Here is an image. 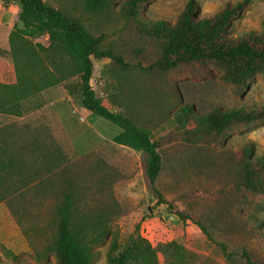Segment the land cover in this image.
<instances>
[{"label": "trees", "instance_id": "16d2710c", "mask_svg": "<svg viewBox=\"0 0 264 264\" xmlns=\"http://www.w3.org/2000/svg\"><path fill=\"white\" fill-rule=\"evenodd\" d=\"M113 1L82 0L83 10L93 16L119 15L127 33L123 39L95 35L83 22L43 0H18V20L8 37L11 50H20L19 41L47 36L48 46L36 47L57 73L54 83L79 79L81 107L121 129L113 143L139 153L148 198L198 229L199 243L209 253L202 256L205 262L220 264L213 260L214 252L223 264H264V219L244 212L249 206L264 207V155L254 156L250 143L214 147L232 127L264 121V105L197 113L181 104L178 111L195 128L170 131L155 140L147 124L135 118L146 110L159 121L169 118L170 108L179 105L169 81L175 74L198 78L209 74L212 66L238 94L256 75L264 77V24L260 31L231 32L230 20L249 0L204 17L197 16L192 0L174 23L143 16L142 9L155 0H123L118 10ZM92 59L108 61L104 74L119 83V93L121 81L134 79L136 89L129 87L127 96L135 95L141 102L137 112L124 105L123 113H115L102 104L91 87ZM139 82L147 84L145 98L138 94ZM13 89L0 83L5 101H0V109ZM160 93L163 107L153 104ZM115 173L95 153L67 156L39 127L14 125L0 133V204L20 228L36 261L51 256L55 264H93L94 247L110 237L108 264H159L158 254L164 264H195L201 255L176 242L152 246L140 234L142 221L135 226L136 239L118 252V232L110 234L109 224L128 212L119 209L112 218L106 210L111 205L105 203V197H111L107 187ZM190 173L196 179L187 184Z\"/></svg>", "mask_w": 264, "mask_h": 264}, {"label": "rangeland", "instance_id": "374dc122", "mask_svg": "<svg viewBox=\"0 0 264 264\" xmlns=\"http://www.w3.org/2000/svg\"><path fill=\"white\" fill-rule=\"evenodd\" d=\"M190 1L192 0H155L142 9V14L149 19H163L174 23ZM240 1L243 0H194L198 17L213 15L227 4ZM43 2L80 20L87 30L95 35L104 33L112 39H123V34H127L119 15H90L83 10L82 0H43ZM122 2L123 0H114V8L118 10ZM19 11L18 0H0V57L4 59L0 64V73L5 77L7 72L13 75L12 84H1L14 87L10 92L8 104L3 107L4 109H0V133L14 125L36 126L44 129L49 138L67 156L77 159L87 153H95L116 171V178L111 180L110 186L107 187L111 197L106 196L105 203H111L110 208L106 210L111 211L112 218L119 209L128 212L119 219H111L109 224L110 234L118 232L119 253L136 239L135 226L142 221L140 234L152 246L158 243L176 242L201 255L195 264H208L202 259V256L209 253L208 249L199 243L198 229L191 223L183 224L176 217H171L165 206L157 207L155 201L148 198L139 169V153L115 145L112 141L121 133V129L81 107V98L77 92L79 79L74 76L63 82L54 83L57 73L49 69L50 64L44 57L45 53L39 52L36 47V44L47 47L49 44L47 36L19 41L20 50L17 53L11 50L8 37L12 27L17 23ZM263 24L264 0H249L242 11L230 20L229 28L232 33L237 34L251 30L260 31ZM92 63L91 87L102 104L115 113H123L124 105L125 107L127 105L131 111L137 112L136 107H139L141 102L138 103L135 95L127 96L129 87L135 88L134 79L121 81L119 88L122 89V93H119V83L104 74L108 61L92 59ZM15 65H18L17 69L20 72V83L17 81ZM220 73L217 68L211 66L209 74L198 78L184 74L172 75L169 81L176 92L179 105L170 108L169 118L163 122L159 121L161 119H158L157 115H150L147 110L145 113L138 111L135 118L147 124L155 140L170 131L182 132L195 128V123L192 120L186 121L178 111L181 104L187 105L197 113L215 107L231 109L243 105H264L262 75H256L238 94L232 85L219 79ZM139 84L142 92L138 94L145 98L147 84L140 82ZM41 87L44 89L38 92ZM68 91L72 92L71 96L68 95ZM162 94L155 97L154 105L160 107L165 105ZM1 97L0 92V101ZM111 102H115L120 108L114 107ZM153 104L151 102L147 106ZM245 143L253 144L254 156L264 155V121L232 127L214 147ZM189 175L186 178L187 184L196 179L191 173ZM170 195L168 193V196ZM141 202L144 203L142 207H140ZM178 206L184 208L183 203H178ZM147 208L151 210V214L148 213ZM96 209L100 210L99 207ZM244 212L258 219H264V207L253 205L244 209ZM109 238L94 247L96 255L93 257V264H108L106 252L110 244ZM212 253L213 260L223 264L219 256ZM158 261L159 264H164L161 254H158ZM0 264H55L51 256L42 261L34 259L28 242L3 203L0 204Z\"/></svg>", "mask_w": 264, "mask_h": 264}, {"label": "crops", "instance_id": "0c3cea01", "mask_svg": "<svg viewBox=\"0 0 264 264\" xmlns=\"http://www.w3.org/2000/svg\"><path fill=\"white\" fill-rule=\"evenodd\" d=\"M2 61H4V59L2 57H0V64H2ZM7 79H9V80H7ZM0 83L12 84L13 83V75H9L7 72V77H5V75L0 73ZM171 217L174 218V216H172V215H171Z\"/></svg>", "mask_w": 264, "mask_h": 264}]
</instances>
